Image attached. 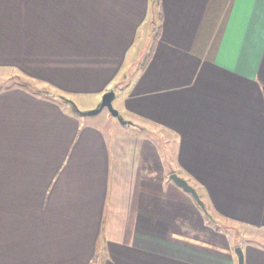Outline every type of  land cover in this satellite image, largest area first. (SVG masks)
<instances>
[{"label":"crops","instance_id":"0c3cea01","mask_svg":"<svg viewBox=\"0 0 264 264\" xmlns=\"http://www.w3.org/2000/svg\"><path fill=\"white\" fill-rule=\"evenodd\" d=\"M1 70L0 264H264V0H0Z\"/></svg>","mask_w":264,"mask_h":264},{"label":"water","instance_id":"95a60500","mask_svg":"<svg viewBox=\"0 0 264 264\" xmlns=\"http://www.w3.org/2000/svg\"><path fill=\"white\" fill-rule=\"evenodd\" d=\"M112 99H113V92L107 91L103 94L101 102L97 108L89 110V111H80V113L83 115H89V114L92 115V114L98 113L100 110H102V108L106 107L113 116H117L118 118H120L118 110L115 109L112 105ZM170 178L178 186H180L184 190L188 191L191 194V196L195 199V201L199 204V206L202 208V210L205 212V214L210 216V214L208 213L206 206H205L203 200L200 198L198 192L196 191V189L192 185H190L187 182V180L178 176L176 173H172L170 175ZM235 251H236V254L238 256V264H242L243 263L242 249L240 247H237Z\"/></svg>","mask_w":264,"mask_h":264},{"label":"rangeland","instance_id":"374dc122","mask_svg":"<svg viewBox=\"0 0 264 264\" xmlns=\"http://www.w3.org/2000/svg\"><path fill=\"white\" fill-rule=\"evenodd\" d=\"M25 82H29L31 85L30 86H33V87H29L31 89H35L37 90V88H42L44 86H42L41 84H37V83H34V82H30L25 76H21L20 74H16V72H10V73H3V70L0 71V87L3 88H10L11 86H16V85H22L23 83ZM26 84V83H25ZM42 90H45L44 88ZM72 101V100H71ZM82 101H86V100H82ZM100 102L97 104V106H95L94 108H90V109H86V108H81L83 110H81L80 108H78L80 111H89V110H92V109H95L99 106ZM75 105H79L80 107V104L79 103H75ZM113 107L115 109H118L116 107V103H113ZM85 109V110H84ZM88 117H97V118H104V117H107V118H110L112 120H114L113 118L115 117H112L110 111L104 107L102 108V110H100L97 114L95 115H87ZM211 217V216H210ZM222 222L220 224H222L223 226V229L226 230L229 226V224H227L228 222H226L225 220H221ZM219 223V222H218ZM229 233L227 232V234L229 236H234V232L237 233L238 230H236V228H231L229 227ZM219 236H222V235H218L217 237ZM263 237H264V234H263ZM238 247V246H237ZM236 247V248H237Z\"/></svg>","mask_w":264,"mask_h":264}]
</instances>
